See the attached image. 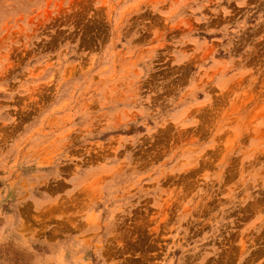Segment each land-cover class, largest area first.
Listing matches in <instances>:
<instances>
[{
	"label": "rangeland",
	"instance_id": "obj_1",
	"mask_svg": "<svg viewBox=\"0 0 264 264\" xmlns=\"http://www.w3.org/2000/svg\"><path fill=\"white\" fill-rule=\"evenodd\" d=\"M0 264H264V0H0Z\"/></svg>",
	"mask_w": 264,
	"mask_h": 264
}]
</instances>
